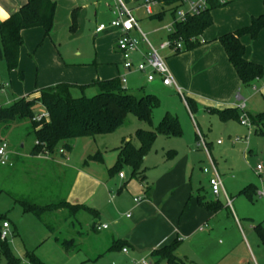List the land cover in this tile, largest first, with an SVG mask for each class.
Segmentation results:
<instances>
[{
    "label": "rangeland",
    "instance_id": "1",
    "mask_svg": "<svg viewBox=\"0 0 264 264\" xmlns=\"http://www.w3.org/2000/svg\"><path fill=\"white\" fill-rule=\"evenodd\" d=\"M65 1L67 0H57L59 23L57 26L58 35L54 38L56 43L55 48L59 51L62 60L67 63L77 61L76 63H80L83 67L89 65V69L84 71L87 75L89 72H91L92 75L100 72H108V75L112 77L118 75L116 65L120 63L121 57L116 53V35L110 34L111 32L108 30L102 31V33L98 35L95 32L96 27H99L100 24L109 26L110 21L105 17L103 8L91 6L90 15L87 16L83 24L79 25L78 32L74 36L69 34L66 25L67 21L65 20V15L67 6ZM102 2L104 4L106 2L111 5L113 4L112 0H102ZM128 6L131 7L130 5ZM95 11L98 13L97 22L95 21ZM141 20L142 19L138 20L140 30L143 34L147 35L151 45L159 48V45L165 41V38H163L165 31L162 29L171 23L170 11L166 13V16L161 22L154 20L150 21L148 18H144V21ZM155 29H159L158 32L155 33ZM134 34L140 38V35L138 36L136 32H134ZM40 43L42 42L38 44ZM47 44L48 42H44L43 47L45 48ZM141 44L146 47L144 43ZM30 54L32 55L33 52ZM161 55L163 57L164 55L169 56L170 53L168 51L161 52ZM135 56L137 55L135 54ZM135 56L133 55L131 58ZM46 61H41L39 66L33 63L31 57L24 55L22 71L25 80L19 81L17 75L15 81L20 82L21 85H25L27 95H34L42 89L38 82V78L43 80V77L51 76ZM70 69L71 68L59 73L60 78L64 80L63 82H72V80L76 79V71ZM0 75L3 77L0 78V83L8 79L9 72L4 63H2L0 67ZM52 76L51 78H53ZM121 76L123 77L126 75ZM142 78L143 75L138 72L129 75V86H124H128L129 89L131 88L133 90H129L128 92L138 95H140L142 91H146V93L149 94L155 93L156 90L150 88L151 86L147 84L146 76H144V82H141ZM142 83L145 85L146 90L140 88ZM21 85L14 83L13 87L16 89V86L20 87ZM12 92L11 88L8 89L6 93L0 92V104L4 103L2 101H5L7 96L13 98ZM176 92L177 91H175V93H170V91L164 90L160 93L158 97L161 100L162 106L153 112L152 124L139 121L133 114H129L124 123L111 134L101 135L95 139L81 138L75 140L73 143V150L67 152L64 156L65 158H61V161L63 160L62 162L72 170L70 181L66 184H62V181L57 179L58 177L54 170L50 171V173L52 172L53 174V178L61 183L60 186L55 185V188H51L50 186L52 185L49 184L48 186L51 188L49 192L55 196L51 195L49 192L47 196L50 197L52 200L51 202L57 204L63 201L61 198H63L66 188H68L67 191L70 192L75 186L80 189L84 186L86 188L87 185L88 190H96L97 198L101 203L100 205H104V203L107 204V200L109 199L108 190L113 191V195L118 198V190L123 187L124 183H127L126 188L123 189V196L126 202H133V196L136 195L135 190H137L138 195H141L139 197L140 200L143 199L142 187H139L138 180L132 178L129 168H124L121 171V173L126 175L125 182L119 179V173L110 175V170L115 167L118 161L119 149L124 141L128 142L131 140L136 147H139L136 138L137 131L140 129L145 131L155 130L159 126L164 115L169 112L178 117L183 129V134L178 138L164 135L157 136L153 147L147 154L142 165L144 175L148 177L145 182L148 183L149 188L151 187L154 189L160 175L173 164V158L170 157V154L173 152L176 154L177 152L180 158L185 154L186 142L192 141L194 146L190 153L194 157V182L196 186H203L207 190L209 184L208 176L203 174L201 169L204 168L208 174H211L213 172V162L216 165L231 202L229 204L225 196L222 195V201L228 208V215L226 214L225 216L224 224L226 229L230 231L216 237L215 244L219 246L220 252L225 255L223 258L224 261L220 264H264V241L260 235V229H262L264 234V135L257 134L254 126H252V128L243 126L240 121H222L218 115L211 114L207 109L200 110L199 114L193 112V115L189 116L185 102L181 96H179V93ZM96 93L97 90L91 88L85 91L84 95L92 97ZM73 95L75 97H80L83 94L80 90L76 89L73 91ZM36 111H41V107ZM241 118L242 114H240V119ZM197 129L205 135L206 142L212 144L208 153L203 147H198L197 143L194 142V136L198 134ZM28 132V125H15L8 132L0 131V142L2 140L7 141L10 149L14 152H29V148L33 145V138L28 135ZM232 139H240V141L233 144ZM217 141H220L223 145L218 146ZM23 145L24 148H22ZM88 155H91V160L88 159ZM41 156L49 157L52 156V154ZM95 157L97 159H94ZM19 159L21 162L24 161L23 158ZM58 159H60V157ZM22 166L23 165L20 164L14 170V173L17 175L13 179L0 178V189L5 191V193L0 196V217L2 223L7 219L12 225L11 233L13 234L8 237L7 245L16 260H18L16 264H30L28 255H34L36 258H40L43 264L128 263V257L122 255L118 250H110V245L107 243L109 241L105 239L109 233H94L92 231V227L95 223L97 224L99 220L87 213L80 212V223L73 218L66 223V212L63 214L46 212L43 215V219L50 223V226H52L57 233L55 236L59 237L61 240L75 238L74 230L82 232V234L85 235V238L81 241V243H83L82 247L72 255H66L61 245L54 242V240H47L50 233L45 227L44 222L35 217L32 213L24 214L22 208L18 204H15L10 195L8 196L10 188H15L17 190L24 189L27 185L26 178L23 177L22 171L25 167ZM258 166H261V171L257 169ZM81 173L92 175L95 180H88L89 182L84 184V177L80 175ZM145 182L143 184L144 186L146 185ZM106 188L107 191L105 190ZM127 188L133 189V194H131ZM144 190H146V188ZM259 193H262L263 196H260ZM144 202H146V200L141 201V203ZM106 208H108V211L110 210V212H114L117 215L118 222L122 224L127 223L128 227H132L131 224L134 221L133 212L131 213L132 220H126L124 217L126 213L123 212V210L115 208L113 205H108ZM68 212H71V210ZM101 214L104 218L108 215L102 212ZM154 216L155 214L149 209L145 211L146 219L153 221ZM104 218L102 221H104ZM61 226L63 227L62 234L58 233ZM15 227L17 233H15ZM256 227H260L259 230H256ZM114 228L115 226L112 224L110 232L113 231ZM234 228H236V231ZM133 236L141 245H143L142 243L144 242H148L149 239L148 233L147 236H145L140 229L135 231ZM213 245L212 243V247H214ZM85 254L90 255V261L84 260ZM145 254L146 251L143 248H135L134 251H131V256H133L131 260H136V262H138L142 255L144 256ZM41 256L44 257V260ZM0 264H8L4 256H0ZM161 264L168 263L162 262Z\"/></svg>",
    "mask_w": 264,
    "mask_h": 264
},
{
    "label": "crops",
    "instance_id": "2",
    "mask_svg": "<svg viewBox=\"0 0 264 264\" xmlns=\"http://www.w3.org/2000/svg\"><path fill=\"white\" fill-rule=\"evenodd\" d=\"M52 1L56 3L57 9L54 19V27L50 34V37L46 38L45 30L40 27L27 29L22 32L24 45L20 50L18 69L9 71L7 68L9 72L8 79L1 81L2 83L8 84V87L5 88L4 91L0 92L6 93L7 90L11 88L13 91V98L7 96L5 101H2L4 103L0 104V108L11 106L17 99L29 97L34 98L39 96V92L34 95H27L25 85H21L20 82L15 81L17 75L19 81L25 80V76L22 71V62L24 59V55H28L29 57H31L33 63L39 66L41 61L48 60L46 61L48 63L47 67L51 73V76L53 75V78H51V76L43 77V80L41 78H38V82L40 83L42 89L52 87L61 83L84 86L89 85L95 81H105L120 78L122 77L121 75H126L125 77L127 79V82L125 85H128V76L134 72L137 73V71L127 72L124 70V58L121 52L118 51L117 46L116 53L121 57V61L118 65H116L118 75L114 77L108 75V72H100L93 75L91 74V72H89V74L87 75L84 73V71L89 69V65L83 67L80 63H76L77 61H72L73 63H67L62 60L59 51L55 48L56 43L54 41V38H56L58 35V2L57 0ZM112 1L113 6L108 2L104 4L102 0L65 1L67 6L65 20L67 21L66 25L68 27L69 34L74 36L77 34L80 27L79 25L83 24L87 16L90 15L91 6H98L100 8H103V10L105 11V17L111 22L115 17L113 14L115 1ZM123 1L132 11V14L136 18L137 22L140 19H142L141 21H144V18H148L150 21L154 20L161 22L166 16V13L170 11L169 7H166L161 3L159 7L156 8L155 15L148 16L143 8L144 0ZM26 3L27 0H0V22L8 20ZM128 5H130L131 7H129ZM73 13H75L77 16L76 33L71 32V27L73 24ZM263 13L264 0H238L228 4V6L226 5L224 7L217 8L211 12L213 24L208 29H206L203 35L200 37L201 44L198 47L193 48L189 51L184 50L178 54H174L173 52L168 51L170 55H164L166 62H168L167 65L174 76L175 82L181 89L182 94H180L179 92L178 93L185 102V105L189 112V116H192L193 112L199 114L200 110L203 109H207L211 114H215L214 112H211L212 110L223 111L227 109H236L237 106L243 101L246 103L245 111L248 116H254L264 111V77L256 79L251 85L242 84L237 72L229 62L225 49L220 43V38L222 36L248 27L251 24L253 18L259 17ZM97 14V11H95L96 22ZM170 14L171 23L164 29H162L163 31H165L163 37L165 38V41L169 39L170 35L168 33V28L174 23L173 15L171 12ZM98 28L99 27H96L95 29L97 35L99 33H102V31L98 32ZM106 30L111 32L110 34L116 35V40L118 39L119 32L117 30L112 28H107ZM158 30L159 29H155V33L158 32ZM39 42L42 43L38 44ZM44 42H48L45 48L43 47ZM148 42L150 43L149 40ZM141 43H144L146 47H144ZM141 43V53L147 52L149 49L148 44L146 42H142V39ZM242 43L246 47L245 59L264 67V29L261 31L256 40H252L250 36H244L242 38ZM31 52H33L32 55L30 54ZM141 53H136L137 56H135L134 54L135 57H133L132 60L135 63L140 62L143 59ZM2 63L6 65L4 61H1L0 67L2 66ZM69 68H71L70 70L76 71L77 74L75 75L77 77L75 80H72V82H63L64 80L60 78L59 73ZM142 75L143 78L141 82H144L145 75ZM0 78L3 77L0 75ZM14 83H18V85L21 86H16L15 89L13 87ZM147 84L151 86L150 88L156 90L155 93L151 94H154L157 97L164 90H168L170 91V93H175V91H177L174 87L164 86L159 79H156L151 83L148 82ZM128 86H124L127 91L133 90L131 88L129 89ZM140 88H144L146 90L143 83ZM141 93H146V91H142ZM226 121L238 122L239 120L230 119ZM198 132L203 136L205 140V135L199 129H197V133ZM194 140V142L197 143L198 147H200L197 134L194 136ZM73 143L72 149L70 151L64 148H59L52 154V156L49 157L41 155H31L30 152L33 145L29 148V152L24 153L22 151L14 152L10 149L12 152L11 158L14 160L15 165L12 168L0 166V178L13 179L17 175L14 173V170L21 164L23 165L22 167H25L22 171L23 177L26 178L27 184L24 189L17 190L15 188H10L8 196H11L15 204H18L22 208L18 200L24 199L31 204L40 207L55 205L53 202H51L52 200L47 196V194L49 192V189H51L52 187L55 188V185L60 186L61 182L56 181V179H54L52 176V172L50 173V171L54 170L56 176L58 177L57 179H60L62 181V184H66L70 181L72 170L70 169V167L66 166L64 162H62L63 160L61 161V158H65L64 156L66 155V153L73 150ZM232 143L234 144L237 142L233 140ZM207 144L209 148L210 146H212L211 143ZM217 145L222 146L223 143L218 144L217 141ZM193 146L194 145L192 141L186 142L185 154L180 158L177 152L176 154H174V152L170 154V157L173 158V164H171V166L160 175V177L156 181L154 189H152L151 187L149 188L148 183H146L145 181L144 182L146 183V187L143 185L144 182L141 183L138 181L139 187H142V193L144 197L140 200L139 203L135 202V199H140L139 197L141 196L137 194V190H135L136 195L133 196V202H126L125 197L123 196V189H125L127 186H124L125 183L123 184V187L118 190V198L113 195V191H107V188L105 189L108 192L109 199L107 200V204L104 203V205H100L101 203L97 198L96 190H88L87 185L86 188L84 186L80 189L75 186V188H72L70 192L67 191L68 188H66V192L63 195V198L60 197L63 200L62 202H67L70 205H81L91 210H96L99 213V216L94 217L86 210H79L75 213H72L68 212L70 210L66 208L58 209L53 212L56 214H63L66 212V223L69 222V220L72 218L80 223V212L87 213L93 218L98 219L99 221L97 222V224H94V226L92 227V231L94 233H109L105 239L106 241H109L107 243L110 245V250H118L122 255L128 257L127 264H137L136 260H131V258L133 257L131 256V251H134L135 248H143L146 251V254L144 256L142 255L141 259L149 258L155 264H161L162 262L171 264L166 258H163V256L161 255L153 256L152 252L160 250L165 246H169L175 242L176 247L173 254L178 259V264H220L224 261L223 258L225 255L224 253L220 252L219 246L215 244L216 237L220 234H224L230 231L226 229V226L224 224L225 216L226 214L228 215V208L222 201V195L225 196V199L229 202V204L231 202L228 198L229 196L224 185L223 191L218 197L212 195L210 184H208L207 190L203 186H196L194 182V157L190 153L193 150ZM22 148H24V145L22 146ZM60 150H63V153H60ZM59 157L60 159H58ZM96 157L94 159H97ZM19 158H23L24 161L21 162ZM88 159H92L91 155H88ZM213 166L216 168L215 163H213L212 165V170ZM201 170L203 171V174H206L208 176V180L210 181L213 172H210L211 174H208L204 168H202ZM80 175L84 177V184H87L89 181L95 180L92 175H86L84 173H81ZM144 176L146 177V179L148 178L146 175ZM119 179H122L125 182L126 175L124 178H121L119 176ZM49 184L52 185L50 186L51 188L48 186ZM145 188L146 190H144ZM127 190H129V192L133 194V189L127 188ZM4 193L5 191L3 189H0V196ZM144 200H146V202L141 203V201ZM62 202L60 201L59 203ZM108 205H113L115 208L123 210V212L126 213H123L125 214L124 217L126 220H132L131 213L133 212L134 221L131 224L132 227H128L127 223L122 224L118 222L117 215L114 212H110V210L108 211V208H106ZM148 209L155 214L153 221L148 220L145 217V211ZM101 212L105 215L108 214L107 217L105 216L104 218ZM103 218L104 221H102ZM41 221L44 222L45 227L50 233V235L47 237V240H54V242L61 245L62 250L66 255L70 256L82 247L83 243H81V241L85 238V235L82 234V232L74 230L76 236L75 238H71L69 240H61L59 237L55 236V234L57 233L54 231V228L50 226V223L46 222L44 219ZM3 222H8L12 231V225L9 220L6 219ZM112 224H114L115 228L110 232ZM104 225H107L108 228L100 230L98 229V227ZM0 226H2V224H0ZM62 228V226L59 228L60 230L58 233H63ZM138 229L142 230L145 236H147L148 233V242L142 243L143 245H141V243H138L133 236L134 232ZM234 229L236 231V228ZM15 233H17L16 227ZM64 240L72 243V246L74 248L73 251H65L62 246V241ZM212 243L214 244V247H212ZM121 244H124L123 247L129 250L127 254L122 252L123 247L121 248ZM134 257L138 258L136 256ZM41 258L44 260L43 256H41ZM38 259L41 260L40 258ZM84 260L90 261V255L85 254Z\"/></svg>",
    "mask_w": 264,
    "mask_h": 264
},
{
    "label": "trees",
    "instance_id": "3",
    "mask_svg": "<svg viewBox=\"0 0 264 264\" xmlns=\"http://www.w3.org/2000/svg\"><path fill=\"white\" fill-rule=\"evenodd\" d=\"M235 1L238 0H230L226 5ZM159 2L170 8L175 21L174 32L169 35V39H182L185 51L201 44L200 37L213 24L211 12L226 6L221 5L217 0H210V7L207 11L188 17L185 22H180L176 21L179 0H159ZM56 9L57 5L52 0H27V3L17 13L8 20L0 22V62L4 61L9 71L18 69L20 50L24 45L22 32L40 27L45 30V37H50L54 27ZM72 22L71 32L76 33L77 16L75 13H73ZM263 29L264 13L253 18L248 27L220 38V43L225 49L229 62L244 85H251L256 79L263 78L264 67L245 59L246 47L242 43V38L250 36L252 40H256ZM91 88H95L97 93L92 97L85 96L84 92ZM76 89L80 90L83 95L75 97L73 91ZM160 106L161 101L154 94L140 93L138 95L128 92L120 78L95 81L84 86L61 83L41 89L38 97L17 99L11 106L0 108V131L8 132L15 125H28V135L33 138L30 154L33 156L47 155L53 154L59 148L70 151L73 141L77 139H95L101 135L111 134L124 123L129 114H133L139 121L152 124L153 112ZM39 107L49 113V120L42 123L33 121ZM211 112L225 121L230 119L240 121V114H242L237 108L223 111L212 110ZM248 118L256 128V133L264 135V111L254 116H248ZM182 134L183 129L179 119L167 112L155 130L140 129L137 131L136 138L139 147H136L131 140L123 142L119 149L118 161L115 167L110 170V175L120 174L124 168H129L132 178L141 183L144 182L146 177L142 165L157 136L181 137ZM197 137L200 141L198 134ZM126 185L127 183L124 186ZM18 201L24 213H32L40 220H43L44 213L62 208L69 209L72 213L86 210L94 217L99 216L96 210L81 205H70L67 202L40 207L24 199ZM1 220L0 217V224ZM259 228L255 229L259 230ZM260 235L264 241L262 229H260ZM62 246L66 252H71L74 249L72 243L65 240L62 241ZM123 246L124 244H121V248ZM175 247L176 242L152 252V255H161L169 263L177 264L178 259L173 254ZM0 256H4L8 264H16L18 261L8 247L7 240L0 239ZM28 258L30 264H43L34 255H28Z\"/></svg>",
    "mask_w": 264,
    "mask_h": 264
},
{
    "label": "built area",
    "instance_id": "4",
    "mask_svg": "<svg viewBox=\"0 0 264 264\" xmlns=\"http://www.w3.org/2000/svg\"><path fill=\"white\" fill-rule=\"evenodd\" d=\"M115 7L113 10L114 18L109 23V26L100 25L98 32L104 31L107 28L115 29L119 32L117 39V49L121 52L124 58L123 68L127 72L137 71L146 76L147 82H154L156 79H159L162 84L166 87H174L177 92L182 94L181 89L177 86L174 76L169 69L165 58L161 55L163 51H170L174 54L181 53L185 50L184 42L182 39L171 40L168 39L162 42L159 45V48L152 46L146 37L142 33L138 26V22L132 11L127 7L123 0H114ZM221 5H226L230 0H217ZM161 3L159 0H144L143 8L148 16H153L156 13V8L159 7ZM210 7V0H179V8L176 11V21L185 22L188 17L199 15L207 11ZM175 22V21H174ZM174 25V23H173ZM171 25L168 28V33L172 34L174 32V27ZM134 32L140 35L138 38ZM141 39L143 42L148 44V51L141 53L140 43ZM136 53L142 54V60L135 63L132 60V55ZM122 85H125L127 79L125 76L120 77ZM8 87L6 83H0V91H4ZM237 109L242 112V118L240 122L243 126L252 128V123L250 122L248 115L246 114V103L243 101L238 106ZM49 120V113L41 108V111H37L33 117V121L37 123H42L43 121ZM200 141L199 146L203 147L208 153V144L204 140L203 136L198 132ZM239 142L240 139L235 140ZM221 142L218 141V144ZM60 153H63V150H60ZM11 150L7 141H2L0 143V166L2 167H14V160L11 158ZM48 155V154H47ZM212 161V160H211ZM213 165V163H212ZM259 171L262 170L261 166H258ZM119 176L124 178L125 175L120 173ZM211 193L213 196L218 197L223 191V183L219 173L216 168L213 166V175L209 181ZM260 196H263L262 193H259ZM136 203L140 202V199H135ZM102 227V228H101ZM98 227V229H107L108 226L104 225ZM12 235L10 224L8 222H3L1 226L0 239L5 241ZM122 252L127 254L129 250L123 248ZM137 264H155L149 258H143L137 262Z\"/></svg>",
    "mask_w": 264,
    "mask_h": 264
}]
</instances>
